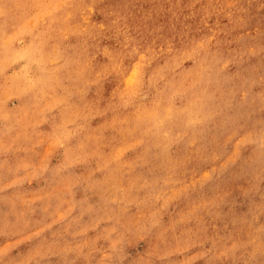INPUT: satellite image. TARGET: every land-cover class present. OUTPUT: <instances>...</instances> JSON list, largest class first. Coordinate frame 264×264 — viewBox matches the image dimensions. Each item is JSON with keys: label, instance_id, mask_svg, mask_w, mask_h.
<instances>
[{"label": "rangeland", "instance_id": "rangeland-1", "mask_svg": "<svg viewBox=\"0 0 264 264\" xmlns=\"http://www.w3.org/2000/svg\"><path fill=\"white\" fill-rule=\"evenodd\" d=\"M0 264H264V0H0Z\"/></svg>", "mask_w": 264, "mask_h": 264}]
</instances>
